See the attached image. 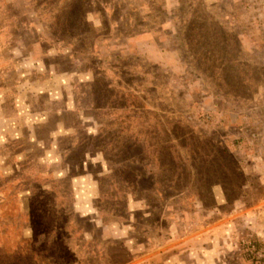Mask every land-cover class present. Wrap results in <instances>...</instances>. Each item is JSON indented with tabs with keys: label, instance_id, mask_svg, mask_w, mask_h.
Here are the masks:
<instances>
[{
	"label": "rangeland",
	"instance_id": "obj_1",
	"mask_svg": "<svg viewBox=\"0 0 264 264\" xmlns=\"http://www.w3.org/2000/svg\"><path fill=\"white\" fill-rule=\"evenodd\" d=\"M0 264H264V0H0Z\"/></svg>",
	"mask_w": 264,
	"mask_h": 264
}]
</instances>
